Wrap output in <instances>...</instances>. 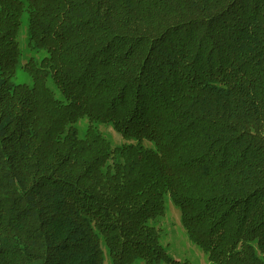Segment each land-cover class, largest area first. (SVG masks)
<instances>
[{
    "label": "trees",
    "instance_id": "trees-1",
    "mask_svg": "<svg viewBox=\"0 0 264 264\" xmlns=\"http://www.w3.org/2000/svg\"><path fill=\"white\" fill-rule=\"evenodd\" d=\"M166 198L209 264H264V0H0V264H178Z\"/></svg>",
    "mask_w": 264,
    "mask_h": 264
},
{
    "label": "rangeland",
    "instance_id": "rangeland-1",
    "mask_svg": "<svg viewBox=\"0 0 264 264\" xmlns=\"http://www.w3.org/2000/svg\"><path fill=\"white\" fill-rule=\"evenodd\" d=\"M18 49H19V61L15 69V73L12 76V82L14 84H26L31 86L32 79L25 70V65L30 59L40 60L45 56L43 51L31 50L28 45V38L26 33V13L22 16V22L15 37ZM47 87L52 91L55 98L62 99V96L57 91L50 79L46 81ZM76 127L78 129V135L81 137L87 127V121L85 117L79 119ZM101 133L111 142L113 146L122 143L121 137L113 131L109 126H99ZM153 225L158 228L160 233V242L166 249L167 254L179 262L178 264H209L205 254L202 250L195 246L187 237L185 230L183 229L180 221L179 209L174 206L169 199L164 201L163 215L158 216ZM104 250L103 264H111V261ZM137 264H143L138 261Z\"/></svg>",
    "mask_w": 264,
    "mask_h": 264
}]
</instances>
